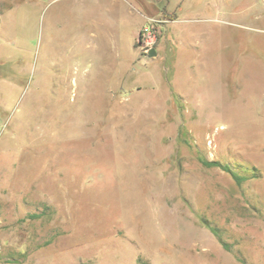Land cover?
Returning <instances> with one entry per match:
<instances>
[{
  "label": "rangeland",
  "instance_id": "1",
  "mask_svg": "<svg viewBox=\"0 0 264 264\" xmlns=\"http://www.w3.org/2000/svg\"><path fill=\"white\" fill-rule=\"evenodd\" d=\"M0 264H264V0H0Z\"/></svg>",
  "mask_w": 264,
  "mask_h": 264
},
{
  "label": "trees",
  "instance_id": "2",
  "mask_svg": "<svg viewBox=\"0 0 264 264\" xmlns=\"http://www.w3.org/2000/svg\"><path fill=\"white\" fill-rule=\"evenodd\" d=\"M204 164H206L208 166H220L223 169L230 170L228 165H224L223 163H221L220 161H217V160L205 161ZM254 170H256V169H254Z\"/></svg>",
  "mask_w": 264,
  "mask_h": 264
}]
</instances>
